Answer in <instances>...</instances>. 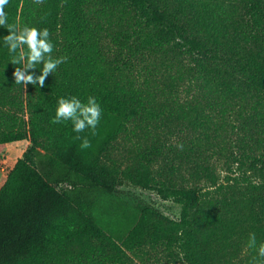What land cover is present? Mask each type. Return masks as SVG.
I'll use <instances>...</instances> for the list:
<instances>
[{"label":"trees","instance_id":"1","mask_svg":"<svg viewBox=\"0 0 264 264\" xmlns=\"http://www.w3.org/2000/svg\"><path fill=\"white\" fill-rule=\"evenodd\" d=\"M173 1L8 0L9 23L17 30L48 28L53 57L66 60L44 87L24 88L14 83L16 66L0 47V149L9 142L30 143L0 187V264H130L133 256L151 250L175 254L182 264H230L241 252L238 264L257 258L246 244L250 232L264 241V0ZM97 7L134 9L152 22L142 40L129 43L126 34H116L115 56L132 76L137 56L162 53L168 56L162 63L168 76L144 88L123 74L106 54L100 22L90 20ZM187 14L193 24L182 22ZM7 34V26H0V42ZM184 53L192 67L184 66ZM184 73L197 89L186 105L174 90ZM61 96L85 102L96 97L102 108L96 129L75 133L70 121L53 123ZM158 118H177L182 129L198 131V142L169 148L178 164L159 141L124 168L105 161L130 125L145 129ZM235 127L255 135V146L244 149L243 158L233 153L232 160L258 181L204 199L196 186L175 180L184 160H191V176L215 184L207 152L220 155L223 132ZM77 136L91 147L81 148ZM160 157L165 162L155 168ZM123 183L155 188L180 205L179 218L121 197Z\"/></svg>","mask_w":264,"mask_h":264},{"label":"rangeland","instance_id":"2","mask_svg":"<svg viewBox=\"0 0 264 264\" xmlns=\"http://www.w3.org/2000/svg\"><path fill=\"white\" fill-rule=\"evenodd\" d=\"M240 1L241 0H225L224 4H237ZM169 2L175 5L173 0H169ZM109 10H104L101 7L92 8L93 15L96 16H90L91 22L94 23L96 20L100 22L101 26L98 27V30H100V39L103 42V46L105 50H107V56L111 60L114 59L115 64L120 66V69L123 68L122 73L128 76L137 86L140 85L146 88L148 85H157L160 79L166 78L169 74L168 70H166L162 64L168 62V56L162 53L150 56L144 54L137 56L131 67L132 76H130L129 70L127 69L129 65L126 67L125 64L122 62L118 63L117 61L118 58H116L115 54L118 53L120 48L113 39L116 34L124 33L126 34V38L128 37L129 43L136 41L138 37H141L142 40L145 34L150 31L153 25L152 22H147L145 17L137 14L134 9H130V11L118 10V8H113L111 11ZM189 15L190 14L185 15L186 18H183L185 20L182 21L183 23L188 22L189 24H193L192 21H187L191 20ZM178 17L182 19L181 15H178ZM126 38L121 39V41H125ZM181 49L184 50L185 47ZM123 51L125 57L127 50L124 49ZM183 64L184 66L187 65V67H192L193 65L187 53L183 54ZM180 66L182 65L180 64ZM172 70L175 72V66L172 67ZM147 80L149 81L148 83H146ZM194 82L195 79L192 78L191 74L184 73V80L174 88L177 99L184 105L187 104L184 103V101L192 100L194 98L193 95L197 94ZM195 103L196 101L191 102L189 106ZM25 119L27 120V113L25 114ZM232 119L233 118H231V120ZM180 122L181 121L177 118H174L173 121L170 122L163 118H158L156 121L148 123V127L145 129L144 126L139 128L138 126L130 125L127 131L120 134L112 143V146L106 154L105 161L109 164L124 168L136 159V154L140 150L152 144L154 145L157 141L166 143L163 147L165 153H171L172 149L169 151V148L182 145L183 142H198V131H194L191 127L182 129ZM252 136L239 127L233 129L229 128L228 131L223 132V136L220 138L222 148L220 155L211 154L209 153L210 151L207 152L208 154L206 153V161L209 163L208 165L213 173L215 184L209 179L192 177L190 174L192 166L191 160L186 162L184 160L180 170L181 174L177 173V175L174 176L175 180L177 179L178 183L187 186H196L201 190L204 199L208 197L220 198L223 193L228 192L227 188H230L231 185L244 187L250 181H258L259 177L255 176L252 171H245L246 166L240 168L239 165H242L239 161L232 160L233 153L236 157L243 158L244 149L248 150L255 146L253 140L255 135ZM26 141L27 140H23V142L19 144L15 141L9 142L1 147L0 187L16 160L22 156V153L30 145L29 141ZM170 159L174 164H178L176 157H173L172 153ZM164 162V157H160L154 167L156 168L159 165H163ZM220 185L223 190L217 189ZM117 193L131 203L149 204L170 219L177 220L180 216V205L171 198H164L159 195L155 188H142L123 183L118 186ZM243 254V252L237 254L238 258L234 259L230 264H238ZM132 258L133 261L130 264H182L180 262V257H177L175 254L170 257L167 252H163L162 250L147 251L145 254L133 256Z\"/></svg>","mask_w":264,"mask_h":264},{"label":"clouds","instance_id":"3","mask_svg":"<svg viewBox=\"0 0 264 264\" xmlns=\"http://www.w3.org/2000/svg\"><path fill=\"white\" fill-rule=\"evenodd\" d=\"M39 2V0H38ZM8 0H0V26H7L8 34L3 37L0 47L7 49L9 62L16 67L13 70L14 83L24 88L31 84L44 87V81L53 74L66 57H53L54 44L50 39L48 28H37L25 25L19 30L9 23L5 6ZM5 67V66H4ZM38 69L39 74H36ZM102 116V108L96 97L88 96L86 102L77 96L59 97L55 108L53 123L71 122L75 133L85 129L94 131ZM81 139V148L91 147L89 140ZM182 147V145H178ZM247 249L254 250L256 257L251 264H264V241L258 243L256 233L250 232L247 238Z\"/></svg>","mask_w":264,"mask_h":264},{"label":"crops","instance_id":"4","mask_svg":"<svg viewBox=\"0 0 264 264\" xmlns=\"http://www.w3.org/2000/svg\"><path fill=\"white\" fill-rule=\"evenodd\" d=\"M15 142L19 144L20 142H23V140H21V141H15ZM26 142H27V141H26Z\"/></svg>","mask_w":264,"mask_h":264}]
</instances>
